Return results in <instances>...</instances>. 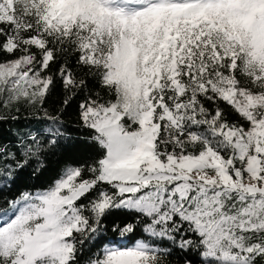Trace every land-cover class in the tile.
<instances>
[{"label": "snow or ice", "instance_id": "1", "mask_svg": "<svg viewBox=\"0 0 264 264\" xmlns=\"http://www.w3.org/2000/svg\"><path fill=\"white\" fill-rule=\"evenodd\" d=\"M75 69L104 93L79 105L102 155L10 202L0 264H80L115 209L201 264H264V0H0V107L42 106L57 76L67 105ZM162 254L105 245L88 264Z\"/></svg>", "mask_w": 264, "mask_h": 264}, {"label": "trees", "instance_id": "2", "mask_svg": "<svg viewBox=\"0 0 264 264\" xmlns=\"http://www.w3.org/2000/svg\"><path fill=\"white\" fill-rule=\"evenodd\" d=\"M57 70L58 65H53L51 72ZM75 71L80 73L79 69ZM80 75L87 86L77 91L67 105L64 104L67 93L57 76L55 87L42 106L21 103L0 107V215L10 210V202L22 193H36L51 187L66 167L92 163L101 157L102 149L93 140L94 131L80 119L79 105L90 94L104 93L94 77ZM228 118L234 120L237 117L230 112ZM52 140H55L54 144L50 143ZM29 148L34 155H25ZM146 223L147 218L134 211L112 210L103 219V231L95 240L85 242L80 264H88L89 258L100 254L105 245L133 247L137 241L149 242L161 250L162 264H201L202 249H180L177 247L179 234L177 243L152 238L145 231ZM126 224L134 226L131 233L121 236L119 231H112L114 225L123 227ZM184 238L195 239V236L184 233Z\"/></svg>", "mask_w": 264, "mask_h": 264}]
</instances>
